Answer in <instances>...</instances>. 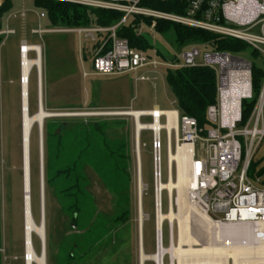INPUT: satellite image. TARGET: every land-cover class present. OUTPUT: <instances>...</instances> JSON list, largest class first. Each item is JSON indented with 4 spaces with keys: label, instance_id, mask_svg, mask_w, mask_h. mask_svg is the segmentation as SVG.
Instances as JSON below:
<instances>
[{
    "label": "rangeland",
    "instance_id": "obj_1",
    "mask_svg": "<svg viewBox=\"0 0 264 264\" xmlns=\"http://www.w3.org/2000/svg\"><path fill=\"white\" fill-rule=\"evenodd\" d=\"M9 1L12 3V9L3 15L0 28V33L7 29L15 32L14 35L0 36V249L5 251L6 256L4 261V255H0L1 264H24L22 259L24 253V154L19 65V47L23 41L30 46H41L42 49L43 107H46L45 87L48 84H54L48 89L46 99L49 104L45 112L55 117L48 118L47 121L61 128L69 124H79L89 129H100L103 133L100 137L92 135L94 139L92 148L88 144L84 148L83 144L85 153L82 160H78L80 166L88 168L83 176L87 185V198L93 207L79 215L78 231L74 232L70 228V216L63 214L60 210L55 183L48 186L47 194V190L45 191V218L47 215L45 231L46 243L48 242L46 264H141L139 164L135 120L126 116L106 117L95 114L152 111L155 107L164 111H178L177 101L167 84L166 69L161 67L156 72L140 71L120 77L87 79L84 77V72L91 73L93 60H86V58L82 60L85 52L81 55L78 36L74 34H42L38 37L31 35V31L38 29L39 23L43 28H50L45 19L39 22L35 16L36 13L45 14V12L35 7L34 0ZM24 12L27 13L25 21L21 16L9 18L11 14L21 15ZM65 29L67 28L56 27L47 31ZM259 33V31L254 32V34ZM152 42L168 58L181 53L174 49L167 37L156 35L155 39L152 38ZM200 50L202 55L211 53L204 48ZM236 56L252 64L256 70H264V59L256 57L253 49L248 47ZM30 58L33 59L34 56ZM199 63H202V59ZM64 75L70 76L69 78L80 87L70 86L69 80H61L60 78ZM141 76L147 78V81L138 80ZM29 110L31 116L38 112V86L35 71L30 78ZM141 123L150 125L151 120L143 119ZM38 130L35 126L30 139V174L32 215L37 225H40L42 198ZM139 142L141 176L146 188L143 196V251L144 254L153 256L157 241L153 133L143 131ZM94 145L98 149H94ZM161 151V181L166 184L169 180V170L164 132ZM254 158L259 168L264 165V140ZM177 172V167L174 165L172 175L175 182ZM252 179L256 180L255 173ZM169 199V194L163 192L162 212L165 215L169 212ZM173 200L177 214L176 193ZM123 213L126 214L124 224L116 223V219ZM191 217L193 234L197 238H206V235L200 232L201 219L194 213ZM170 226L171 224L165 221L162 228L166 249L170 247ZM173 226L176 246L178 223L174 222ZM87 228L88 234H91V244L98 243L94 246L97 248L94 253L91 250L88 251L89 243L85 233ZM33 241L35 250L40 256L41 239L38 237L37 240L33 236ZM167 262L168 259L165 264H168Z\"/></svg>",
    "mask_w": 264,
    "mask_h": 264
},
{
    "label": "built area",
    "instance_id": "obj_2",
    "mask_svg": "<svg viewBox=\"0 0 264 264\" xmlns=\"http://www.w3.org/2000/svg\"><path fill=\"white\" fill-rule=\"evenodd\" d=\"M52 1L122 14L120 23L109 29L93 27L47 31L39 26L33 31L37 36L47 33L75 34L84 45L94 44L98 35L109 33L108 40L101 45L93 57L92 75L94 76L117 77L140 71L156 72L161 67L183 69L202 66L214 70L217 102L207 111L210 127L205 131V135L198 128L195 119L182 116L177 111V129L172 128L171 134L165 127L168 125L166 115L157 117L152 113L153 111L138 112L140 123L143 119H150L151 124H156L158 120L162 125V129L158 131V139L155 130H148L153 133L155 183L162 179L161 169L159 171L157 169V166L160 167L162 164V157L157 155L162 150L164 132L168 153L170 147L174 153L179 147L192 148L185 175L189 182L187 199L196 213L205 216V221L216 228L238 231L248 229L255 238V246L264 245V176H259L256 172V180H253L250 174L251 167L255 163V154L264 140V77L256 95L253 66L236 56L238 54L211 52L202 55L199 47L191 46L176 55L174 62H165L158 57L156 48L151 53L136 51L130 48L127 40L119 39L116 35L118 27L126 24L133 17H142L151 19L152 25L149 28L142 26L138 31L139 36L150 35L155 39L157 22L165 21L243 42L253 49L256 57L264 59V0H186L188 7L185 15L142 7L143 0ZM158 1L166 2V0ZM3 3L0 0V8ZM26 14V12L21 15L11 14L9 18L21 16L25 20ZM36 15L40 20L46 18L42 12ZM255 31L260 33L254 34ZM14 34V31L7 29L1 32L0 36ZM109 43L111 49L106 52ZM32 55L33 59L30 58ZM200 59L202 63H199ZM36 61H38V47L23 44L20 47V95L23 113L25 98L29 102L30 78L34 71L37 75L38 88L39 84L41 85L38 65L33 64ZM89 76L88 73L84 74L85 78ZM139 80L147 81V78L143 76ZM253 100L256 101V105L249 120L244 122L243 104ZM29 112L28 105L27 113ZM122 116L126 115H106V117ZM263 167L264 165L258 167L257 171ZM33 236L38 240L36 234L32 235L30 240L26 233L24 235V264H38ZM230 238L233 239L232 242H238L234 236L231 235ZM169 246V249L175 246L173 225L170 226ZM169 249L165 248L163 230L157 229L155 254L141 264H165L166 259L168 264H177L168 254ZM4 261H6L5 257ZM239 263L264 264V258H254L250 262L239 260ZM228 264H235L234 259L230 258Z\"/></svg>",
    "mask_w": 264,
    "mask_h": 264
},
{
    "label": "trees",
    "instance_id": "obj_3",
    "mask_svg": "<svg viewBox=\"0 0 264 264\" xmlns=\"http://www.w3.org/2000/svg\"><path fill=\"white\" fill-rule=\"evenodd\" d=\"M34 5L37 9L45 12V20L50 28L66 27L67 29H75L99 27L109 29L117 26L123 17L122 14L117 12L90 9L48 0H34ZM141 6L176 15H185L188 7L186 0H166L164 3L158 0H143ZM11 9L12 3L9 0L5 1L0 8V28L3 15ZM151 25V19L133 17L126 24L118 27L116 35L119 39L127 40L130 48L133 50L151 53L156 48L160 60L174 62L175 55H171L172 58H168L163 51L153 44L150 35H138V31L142 26L149 28ZM155 32L157 36L169 38L174 49L180 52L191 46H196L207 49L210 52L234 55L242 53L248 48L245 43L237 40L222 38L207 31L165 21L157 22ZM109 36V33L100 34L97 36L96 43L87 44L83 51L85 52L84 59L92 60L97 50L108 40ZM110 49L111 44L109 43L106 46V52ZM253 70L254 89L257 95L261 88L264 72L263 70H256L255 68H253ZM166 71L167 84L177 101L178 112L182 116L195 119L198 123V128L203 131L202 134L205 135V131L210 127V123L207 119V111L209 107L216 105L217 102V82L214 70L209 67L200 66L195 68L166 69ZM255 105V100L243 104L244 122L249 120ZM44 110L46 111L47 108L44 107ZM59 128L61 127L50 124L47 119L44 121L45 191L47 190V194L48 186L51 183H55L57 186L56 191L58 192L56 197L60 205V210H62L63 214L70 216V228L76 232L79 229V215L82 212L93 209L89 198H87V185L83 176L88 168L80 166L79 161L83 158V154L85 153L83 149L86 148L87 144L92 148V144H94L92 135L100 137L103 133L100 129H89V127L79 124L66 125L62 127L60 131ZM39 138L40 133L38 130V139ZM91 139H93L92 142H90ZM94 149L98 148L94 145ZM258 167V163L253 164L250 172L251 177H253V174L256 172L259 176H264V167L257 171ZM119 202L120 204L122 203L121 199ZM125 217V213L121 214L116 219V223L124 224ZM88 232L87 228V232L85 233L87 234L86 240L89 243L88 251L91 250L94 253L97 250L94 246L98 243L91 244V234L89 235ZM46 250L48 259V242Z\"/></svg>",
    "mask_w": 264,
    "mask_h": 264
},
{
    "label": "bare ground",
    "instance_id": "obj_4",
    "mask_svg": "<svg viewBox=\"0 0 264 264\" xmlns=\"http://www.w3.org/2000/svg\"><path fill=\"white\" fill-rule=\"evenodd\" d=\"M33 64L38 65V74L41 75V85L38 88V112L34 116H30L27 113L29 102L24 101V113L22 112V138H23V165H24V235L26 233L28 240L31 236L36 234L41 241L44 240L46 243V218H45V176H44V160H43V181H41V198H42V219L41 224L37 225L34 221L32 215V200H31V174H30V139L34 127L40 128V124L48 118L55 117L54 115L48 114L44 111L43 107V95H42V49L38 46V61ZM26 92V91H25ZM153 114L156 116L166 115L168 118V125L165 127L171 134V129H177V112L176 111H162L159 109L152 110ZM101 116L106 115H126L132 117L136 124V141H137V154H138V194H139V205L141 206L140 212V252H141V263L147 261L150 256L144 254L143 251V225H144V214H143V196L145 193V186L142 181L141 171L142 163L140 156V133L141 131H156V136L158 139L159 132L162 129L161 123L156 120V124L144 125L139 122L140 114L136 111L126 112V113H111V114H98ZM40 133V130H39ZM138 135V138H137ZM40 139V138H39ZM44 139V136H43ZM160 139V137H159ZM43 141V140H42ZM40 145V165L41 160L44 159V145H43V158L41 153V142ZM161 152L159 156H161ZM192 155V148L185 146L183 148L179 147L174 153L169 149L168 153V170H169V180L166 184L162 181H157V193H156V212H157V229L160 231L163 228L164 222L168 221L171 225L174 222L178 223V244L172 249L168 250L172 261L177 264H228V260L233 258L235 264H240L239 260H245L250 262L254 258H264V245L255 246V238L248 229L243 230H233V229H222L216 228L211 223L205 221V216L199 215L191 207L187 199V188L188 180L185 175V171L188 166L189 159ZM174 165L177 167V180L173 179L172 170ZM160 169H162V164H160ZM163 192L169 194V212L164 214L162 212V195ZM177 194V205L178 213L176 214L174 209V195ZM172 202V204H171ZM195 213L200 217L201 221V231L206 235V238H197L192 231V217L191 214ZM42 222L44 223V228L42 227ZM195 225V223H194ZM44 229V230H43ZM234 236L238 242H232L233 239L230 238ZM200 239V241H199ZM47 248V247H46ZM46 259L40 256L37 258L38 264H45Z\"/></svg>",
    "mask_w": 264,
    "mask_h": 264
},
{
    "label": "crops",
    "instance_id": "obj_5",
    "mask_svg": "<svg viewBox=\"0 0 264 264\" xmlns=\"http://www.w3.org/2000/svg\"><path fill=\"white\" fill-rule=\"evenodd\" d=\"M35 16H36V18H37V20L39 19L38 17H37V15L35 14ZM26 19V18H25ZM25 21V20H24ZM40 21H42V20H40L39 19V22ZM39 26L43 29V30H49V28H43L42 26H41V24L39 23ZM38 26V27H39ZM35 30H37V29H35ZM35 30H33V31H35ZM33 31H31V35H33V36H36V37H38L37 35H34L33 34ZM47 34H71V33H47ZM75 35V34H74ZM78 39H79V45H80V49H81V55L83 54V51H84V48H85V46L87 45H84L83 43H82V41H81V39L79 38V36H78ZM23 44H27L25 41H23V42H21V44H20V47L23 45ZM28 45V44H27ZM83 45H84V47H83ZM30 46V45H29ZM20 47H19V59H20ZM38 47V46H37ZM40 48H41V46H39ZM84 59V57H83V55H82V60ZM92 60H93V58H92ZM91 63H93V61H91ZM19 65H20V60H19ZM93 67L91 66V73H89V72H84V74H86V73H88V74H90V76L89 77H87V79L88 78H90V77H97V76H94V75H92L93 73ZM21 72V71H20ZM124 76V75H123ZM70 76H67V75H64L62 78H60L61 80H69V84H71L70 86H79V84H77L76 82L74 83V81H73V79H71V78H69ZM117 77H120V76H117ZM141 77H143V76H141ZM108 78V77H107ZM138 79V78H137ZM139 80V79H138ZM51 85L53 86L54 84H48L47 85V87H45V105H46V108H47V106H48V104H49V101L46 99V98H48L47 97V93H48V89L51 87ZM80 87V86H79ZM42 101H43V99H42ZM154 109H159V110H161L159 107H155ZM47 110H48V108H47ZM122 110H124V109H122ZM45 111V110H44ZM162 111H164V110H162ZM132 112V111H131ZM178 112V111H177ZM23 227H24V224H23ZM23 248H24V244H23ZM4 255V257L6 258V256H5V251L4 250H2V249H0V255ZM24 254V253H23ZM22 259H23V257H22ZM1 264V263H0Z\"/></svg>",
    "mask_w": 264,
    "mask_h": 264
},
{
    "label": "water",
    "instance_id": "obj_6",
    "mask_svg": "<svg viewBox=\"0 0 264 264\" xmlns=\"http://www.w3.org/2000/svg\"><path fill=\"white\" fill-rule=\"evenodd\" d=\"M40 142H41V153H42V158H43V120L40 124ZM138 138V135H137ZM157 157H159V155H157ZM158 171L160 170V167L157 166ZM41 181H43V159L41 160ZM160 182V181H159ZM157 187V184H156ZM156 193H157V188H156ZM140 210H141V206L139 205ZM42 227L44 228V223L42 222ZM44 230V229H43ZM41 257L44 258V260L46 259V245L44 240H42V248H41Z\"/></svg>",
    "mask_w": 264,
    "mask_h": 264
}]
</instances>
